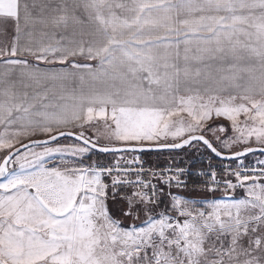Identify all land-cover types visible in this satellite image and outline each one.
<instances>
[{
    "label": "snow or ice",
    "instance_id": "snow-or-ice-1",
    "mask_svg": "<svg viewBox=\"0 0 264 264\" xmlns=\"http://www.w3.org/2000/svg\"><path fill=\"white\" fill-rule=\"evenodd\" d=\"M256 154L264 0H0V264H264Z\"/></svg>",
    "mask_w": 264,
    "mask_h": 264
},
{
    "label": "built area",
    "instance_id": "built-area-1",
    "mask_svg": "<svg viewBox=\"0 0 264 264\" xmlns=\"http://www.w3.org/2000/svg\"><path fill=\"white\" fill-rule=\"evenodd\" d=\"M153 159H155V158H153ZM161 159H163V158H161ZM177 159H180V157H177ZM257 159H262V158H260V157H255V160H257ZM207 160H208V157H207V156L201 157V161H203V162H202V163H201V162H195V163H196V167H197V168L206 167ZM255 160H254V162H255ZM254 162H251V163H248V164H252V163H254ZM213 163H218V162L213 161ZM225 163H226V162H225Z\"/></svg>",
    "mask_w": 264,
    "mask_h": 264
},
{
    "label": "rangeland",
    "instance_id": "rangeland-1",
    "mask_svg": "<svg viewBox=\"0 0 264 264\" xmlns=\"http://www.w3.org/2000/svg\"><path fill=\"white\" fill-rule=\"evenodd\" d=\"M256 156H257V155H254V156H250V157H248V159L245 161V163H251V162H254ZM258 157L264 159V156H258ZM146 159H153V158L147 157Z\"/></svg>",
    "mask_w": 264,
    "mask_h": 264
},
{
    "label": "crops",
    "instance_id": "crops-1",
    "mask_svg": "<svg viewBox=\"0 0 264 264\" xmlns=\"http://www.w3.org/2000/svg\"><path fill=\"white\" fill-rule=\"evenodd\" d=\"M179 157V156H178ZM150 158H155V156H151ZM181 158V157H180Z\"/></svg>",
    "mask_w": 264,
    "mask_h": 264
},
{
    "label": "trees",
    "instance_id": "trees-1",
    "mask_svg": "<svg viewBox=\"0 0 264 264\" xmlns=\"http://www.w3.org/2000/svg\"><path fill=\"white\" fill-rule=\"evenodd\" d=\"M258 156H260V155H257L256 157H258ZM151 157V156H150ZM145 158H147V157H145ZM216 162H219V161H216Z\"/></svg>",
    "mask_w": 264,
    "mask_h": 264
},
{
    "label": "water",
    "instance_id": "water-1",
    "mask_svg": "<svg viewBox=\"0 0 264 264\" xmlns=\"http://www.w3.org/2000/svg\"><path fill=\"white\" fill-rule=\"evenodd\" d=\"M256 155H259V154H256ZM254 156V155H253ZM250 157V156H249Z\"/></svg>",
    "mask_w": 264,
    "mask_h": 264
}]
</instances>
